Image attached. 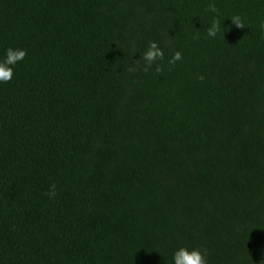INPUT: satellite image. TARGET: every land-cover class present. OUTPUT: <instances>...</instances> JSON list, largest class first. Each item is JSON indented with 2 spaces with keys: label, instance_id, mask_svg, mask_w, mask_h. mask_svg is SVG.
Segmentation results:
<instances>
[{
  "label": "trees",
  "instance_id": "obj_1",
  "mask_svg": "<svg viewBox=\"0 0 264 264\" xmlns=\"http://www.w3.org/2000/svg\"><path fill=\"white\" fill-rule=\"evenodd\" d=\"M209 3L0 0V264H264V0Z\"/></svg>",
  "mask_w": 264,
  "mask_h": 264
},
{
  "label": "clouds",
  "instance_id": "obj_2",
  "mask_svg": "<svg viewBox=\"0 0 264 264\" xmlns=\"http://www.w3.org/2000/svg\"><path fill=\"white\" fill-rule=\"evenodd\" d=\"M207 12L212 14L210 24L206 28V36L215 39L222 34V29L225 28V21L221 20L220 9L217 7L215 0H210L207 7ZM232 25L236 28L243 29L246 27L244 21L240 16H232ZM264 28V24L261 25ZM27 51L21 48L9 47L2 58H0V84H6L13 80L15 76V69L19 63L25 60ZM182 53L177 51L168 61L169 64H175L182 60ZM142 59L145 61L143 70L148 72L153 64L157 61L165 59L164 51L159 47L158 42L152 41L149 44L148 50L142 54ZM161 70L157 64L156 71ZM49 199H55L57 196V187L52 184L49 190L45 193ZM172 264H208L205 254L199 249H189L188 247H179L172 255Z\"/></svg>",
  "mask_w": 264,
  "mask_h": 264
}]
</instances>
